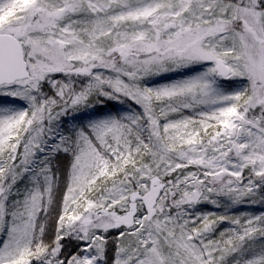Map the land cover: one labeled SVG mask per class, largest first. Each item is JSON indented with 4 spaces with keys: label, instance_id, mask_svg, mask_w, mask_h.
I'll use <instances>...</instances> for the list:
<instances>
[{
    "label": "snow or ice",
    "instance_id": "snow-or-ice-1",
    "mask_svg": "<svg viewBox=\"0 0 264 264\" xmlns=\"http://www.w3.org/2000/svg\"><path fill=\"white\" fill-rule=\"evenodd\" d=\"M0 264H264V0H0Z\"/></svg>",
    "mask_w": 264,
    "mask_h": 264
},
{
    "label": "rangeland",
    "instance_id": "rangeland-1",
    "mask_svg": "<svg viewBox=\"0 0 264 264\" xmlns=\"http://www.w3.org/2000/svg\"><path fill=\"white\" fill-rule=\"evenodd\" d=\"M205 211L212 210V207L209 206L207 209H204ZM238 211L243 212V211H255L256 213H259L261 211L259 206H255L253 208H248L246 206H241Z\"/></svg>",
    "mask_w": 264,
    "mask_h": 264
}]
</instances>
